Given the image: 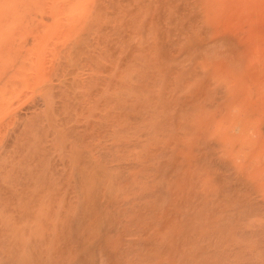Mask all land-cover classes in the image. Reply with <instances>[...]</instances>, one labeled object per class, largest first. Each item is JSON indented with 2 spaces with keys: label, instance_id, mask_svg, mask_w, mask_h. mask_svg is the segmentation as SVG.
<instances>
[{
  "label": "bare ground",
  "instance_id": "obj_1",
  "mask_svg": "<svg viewBox=\"0 0 264 264\" xmlns=\"http://www.w3.org/2000/svg\"><path fill=\"white\" fill-rule=\"evenodd\" d=\"M0 264H264V0H0Z\"/></svg>",
  "mask_w": 264,
  "mask_h": 264
}]
</instances>
